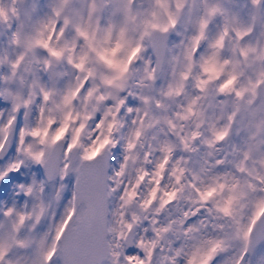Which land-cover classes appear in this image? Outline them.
<instances>
[{
	"label": "snow or ice",
	"instance_id": "obj_1",
	"mask_svg": "<svg viewBox=\"0 0 264 264\" xmlns=\"http://www.w3.org/2000/svg\"><path fill=\"white\" fill-rule=\"evenodd\" d=\"M0 264H264V0H0Z\"/></svg>",
	"mask_w": 264,
	"mask_h": 264
}]
</instances>
